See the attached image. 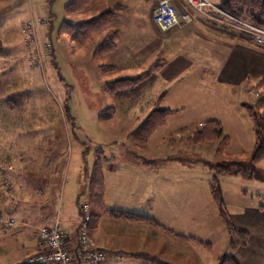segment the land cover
I'll use <instances>...</instances> for the list:
<instances>
[{"label":"rangeland","instance_id":"rangeland-1","mask_svg":"<svg viewBox=\"0 0 264 264\" xmlns=\"http://www.w3.org/2000/svg\"><path fill=\"white\" fill-rule=\"evenodd\" d=\"M26 1L22 17L27 20L23 24L28 20H35L36 41L42 52L40 58L43 66L42 69L35 70L29 67L28 57L32 49L24 44L22 34L21 45L14 48L13 57L4 58L9 49L5 52L3 46L8 43L9 47H14L16 40L5 38V41L3 39V42H0V137L12 135L11 138L16 142H9L7 145L17 144L19 149L43 152L44 158L40 162L46 164L47 168L53 162V156L56 168L59 161L61 162L59 174L55 170L50 175L56 188L53 201L55 213L51 217V225L42 227L51 229L57 224L70 243V236L64 229L59 215L61 211L63 213L66 209L75 208L76 202L81 201V219L77 222V229L79 224L85 221L83 218L86 213L83 209L86 207L89 215L85 223L86 230L92 239L90 227L96 216L92 215L91 207L96 203H93L94 199L88 189L90 184H87L90 172L95 163L105 169L109 162L120 158L128 160L124 158L127 156L135 159L136 165L132 163L125 166L127 176H123L122 171L109 176L114 187V190L111 189L109 200L118 202V205H112L118 208L115 210L147 217L157 223H135L128 228L135 231V235L143 234L154 246L158 245L159 251L164 245L162 235L169 236L168 230L201 241L199 243L184 239V242L174 243L173 248L177 244L180 248L174 249L170 264H264V181H246L237 174H226L220 170L223 166L229 167L231 171L250 173L256 166L264 174V161L261 160L259 165V162L255 165L251 162L249 154L228 157L223 154L225 148L217 152L218 142H189L187 137L194 136L198 127H184L173 131L172 128L176 124L183 122L179 118L168 120L146 141L139 142L130 138L131 133L152 111L154 93L144 92L135 106L129 102L118 101L107 94L100 81L104 74L97 71L100 58L92 57L93 42H87L78 50L80 48L71 43L70 35L59 34V27L63 22L73 25L77 22L74 16L65 13V6L70 0ZM224 17L218 18H221V23L229 29L231 21ZM12 19L10 22L14 23L16 19ZM1 20L0 33L5 25L4 19ZM235 28L237 30L232 28V31L238 41H247L254 45L243 26L238 25ZM158 30L162 32L159 28ZM44 43L50 44L49 50H44ZM253 48L255 60L264 58L262 46L254 45ZM5 59L8 60L7 63ZM259 79L254 78L253 81L244 83L241 90L245 95L237 98L248 102L249 105L254 104L257 99L254 93L257 92ZM13 93L21 97L20 104L11 109L6 105V100ZM212 106L215 108H206L200 112L207 116L222 113L218 106ZM109 108L115 110L112 118L99 120ZM190 113L178 117H183L186 122L192 117ZM4 119H9L7 121H10V124H6ZM247 122L250 120L247 119ZM2 144L5 143L0 139V145ZM149 157H153L155 162L141 163ZM114 165L118 168L121 166ZM113 177L116 180L114 182ZM214 179L217 181L224 210L232 224L250 236L246 249L238 248L234 251L229 248L228 231L211 194ZM80 186L83 187L84 197L79 198ZM0 192V196L13 201L10 202L11 205L15 204L14 190L1 171ZM111 193L114 195L111 196ZM0 223V239L5 238L9 231L14 232L20 228V224L10 218L2 217ZM138 227H142L141 230ZM40 228L33 230L34 235H37L36 252L40 250ZM164 230H167V233H164ZM14 239L16 241L5 245L7 251L0 249V264H25L27 257L34 254L24 256L22 249L18 250L22 238ZM11 249H15L17 253L11 255ZM225 256L229 257L228 260H225ZM150 258L140 257L145 260L144 264H153L155 261Z\"/></svg>","mask_w":264,"mask_h":264},{"label":"crops","instance_id":"crops-1","mask_svg":"<svg viewBox=\"0 0 264 264\" xmlns=\"http://www.w3.org/2000/svg\"><path fill=\"white\" fill-rule=\"evenodd\" d=\"M158 1L93 0L81 12L70 13L77 21L75 25H71L77 29L82 22L115 9V15L108 25L90 40L93 42L95 50L104 36L113 31L118 32L116 47L112 52L95 56L93 51L92 57L100 58L97 71L104 74L100 79L103 83V90L105 91L107 83L137 77L146 72L156 61H160L161 65L156 71L154 83L145 88L138 97L120 100L109 95L118 101L129 102L135 106L146 91L154 93L153 105L157 97L164 94L162 106L173 111L166 122L175 120V118L183 121L179 125L176 124L172 128L173 131L191 126H197L199 131L207 121L217 120L228 137L223 154L228 157L250 155L253 147L252 122L242 108V105L249 103L237 97L245 95L241 90L244 83L253 81L254 78L264 77V58L255 60L254 45L247 41H238L235 33L221 23V18L213 17L211 13L210 17L198 15L186 6L184 0H172V4L179 14L189 12L193 17V23L184 28L160 33L152 20ZM208 1L216 7L220 2V0ZM26 4V0H0V20L3 18L5 21L0 33V42H3V39L5 41V38L6 40L13 38L16 40L13 44L14 47L12 45L9 47L10 44L5 43L3 49L5 52L8 49L9 51L7 54L5 53L4 58L6 56L13 57L14 48L16 49V46L21 45L20 29L27 20L26 17H22ZM12 18L16 19L14 23L10 22ZM70 37L71 43L76 44L73 34H70ZM85 44L82 46L76 44L80 48L78 50H81ZM5 60L7 63L8 60ZM11 61L13 63V58ZM259 61L261 62L258 64ZM101 66H111L113 70L103 72L100 69ZM212 105L218 106L217 108L222 110V113L207 116L200 112L206 108H215ZM189 112H191L192 117L188 118L189 120L186 122L183 117H178ZM203 117L206 118L203 119ZM246 118L250 122H247ZM7 120L9 119H4V122L10 124V121ZM11 136L0 137L5 143L0 145V171L4 172L12 186L14 190L13 199L16 202L11 205L10 202L13 203V201L8 197L0 196V219L2 217L10 218L18 222L20 228L14 232L9 231L5 238L0 239V249L7 251L5 245L10 241H16L14 237H21L23 241L18 244V250L22 249L25 256L36 252L37 235H34L33 230L52 222L51 217L55 213L53 201L56 188L53 186L50 175L55 170L59 174L61 162L59 161L56 168L53 156V162L47 168L46 164L40 162L44 158L43 152L35 153L27 150V148L25 150L19 149L17 147L20 146L17 144L7 145L9 142H16ZM124 158L131 161L120 158L109 162L105 169L100 166L102 175L101 207H97L96 204L91 207L92 215L96 216L93 225L90 227L91 237L99 249L123 256V261L117 264H136L135 262L144 264L145 260L140 259L141 256L153 258L155 264H170L174 249L180 248L179 244L174 245L173 248L174 243L184 242V239L199 243L201 241L195 237L187 238L168 230L169 236L162 235L164 245L159 251L158 245L154 246L152 241L146 240L143 234L135 235V231L128 228L135 223L157 224L154 220L148 218L150 222H133L112 216L107 212L118 211L115 210L118 209L117 207L112 206L118 205L116 204L118 202L109 200L111 189L114 190L109 176L119 171H122L123 176H127L125 166L132 163L136 165L137 162L127 156ZM152 158L149 157L148 160L141 163H154L155 160ZM114 164L121 166L118 168ZM90 174H92V170ZM84 176L86 180V173ZM88 180L90 183V178ZM112 181H116L115 177L112 178ZM82 188L81 186L78 188L79 198L84 197ZM112 195L114 193H111ZM80 202H76L75 208L66 209L63 213L61 211L59 215L64 229L73 238L76 234L77 222L81 219ZM13 206L15 207L11 209ZM1 227L2 225H0ZM138 228L141 230L142 227ZM163 232L167 233V230ZM249 239L250 236L247 238L246 245L240 247L241 249H246ZM148 241L151 242L147 244ZM70 242L72 245L75 243L74 240H70ZM11 252L13 253L11 255L17 253L15 249H11ZM7 254H10L9 251ZM24 256L20 258L23 259Z\"/></svg>","mask_w":264,"mask_h":264},{"label":"trees","instance_id":"trees-1","mask_svg":"<svg viewBox=\"0 0 264 264\" xmlns=\"http://www.w3.org/2000/svg\"><path fill=\"white\" fill-rule=\"evenodd\" d=\"M93 0H71L65 6V13H76L84 10ZM217 8L225 14L245 21L255 27L264 29V0H220ZM115 15V9L101 13L99 16L92 18L88 21L82 22L77 29L69 24L63 22L59 27V33L73 34V39L79 46L84 45L90 41L95 34L100 33L109 23V21ZM215 17H221L220 14H215ZM75 32L73 33V31ZM118 39V32L113 31L108 33L97 44L94 50L95 56H102L112 52L116 47V40ZM264 48V46H262ZM160 61H156L146 72L138 75L134 78L119 79L109 82L105 85V91L114 96L116 99L128 100L138 97L145 88L154 83L156 79V71L160 67ZM101 71L108 72L113 70L111 66H101ZM250 81H247V83ZM258 96L254 104H244L242 108L252 122L253 129V147L250 153V159L253 164H257L264 159V77L257 81L256 86ZM12 95V96H11ZM6 100V105L12 109L13 106L20 104L21 95L16 93L10 94ZM164 94H161L154 102L152 111L144 119V121L131 133V137L135 141L143 142L159 127L163 126L166 120L172 115L173 111L162 106ZM115 114V110L109 108L103 115L99 117V120H107L112 118ZM189 142L195 143H217V152H220L227 146L228 137L223 132L222 126L217 120H210L204 123L199 131L194 136L188 139ZM254 165V166H255ZM226 174H237L241 176L243 180L252 181L260 180L264 181V174L260 168L252 169V172L245 173L243 171H231L229 167H223L220 169ZM89 193L93 197V203H96L97 207H101L102 198V175L99 163H96L92 169V174L89 183ZM211 194L218 206L220 217L224 222L229 237V248L236 250L247 243L248 233L244 230L237 229L231 222L228 214L225 212L223 202L220 197V192L217 187L216 179L211 184ZM109 214L115 217H121L128 221L133 222H150V219L139 216L132 213H126L122 211H107ZM228 256H225V260H228ZM233 260V258H232ZM235 263V262H234Z\"/></svg>","mask_w":264,"mask_h":264},{"label":"built area","instance_id":"built-area-1","mask_svg":"<svg viewBox=\"0 0 264 264\" xmlns=\"http://www.w3.org/2000/svg\"><path fill=\"white\" fill-rule=\"evenodd\" d=\"M184 2L191 11L198 15L210 17L212 14L211 16L215 17V14H220L227 17L231 21L230 30L236 29L235 27L238 25L243 26L246 35L252 39L254 45L264 46V29L242 23L228 16L208 0H184ZM152 20L162 32L174 28H184L193 23V17L189 12L177 13L172 0H159L154 9ZM21 34L24 44L32 49L28 57L29 67L34 70L42 69L43 62L40 58L42 52L37 46L35 20L31 19L23 24ZM42 46L44 50L50 49L49 43H44ZM254 94L258 96L257 92ZM83 211L86 213L83 212L86 215L83 218L85 221L79 224L73 245L71 242L69 243V238L57 224L51 229L42 227L38 231L40 250L27 257L25 264H117L122 261L123 256L105 252L95 245L86 230L85 223L89 219L88 209L85 207Z\"/></svg>","mask_w":264,"mask_h":264}]
</instances>
